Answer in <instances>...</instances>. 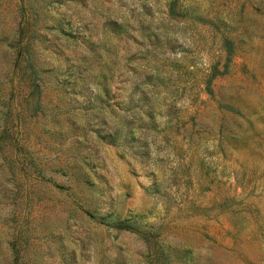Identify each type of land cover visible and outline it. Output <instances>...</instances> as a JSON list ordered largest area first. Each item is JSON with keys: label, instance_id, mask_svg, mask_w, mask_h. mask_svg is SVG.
I'll use <instances>...</instances> for the list:
<instances>
[{"label": "rangeland", "instance_id": "374dc122", "mask_svg": "<svg viewBox=\"0 0 264 264\" xmlns=\"http://www.w3.org/2000/svg\"><path fill=\"white\" fill-rule=\"evenodd\" d=\"M0 264H264V0H0Z\"/></svg>", "mask_w": 264, "mask_h": 264}, {"label": "trees", "instance_id": "16d2710c", "mask_svg": "<svg viewBox=\"0 0 264 264\" xmlns=\"http://www.w3.org/2000/svg\"><path fill=\"white\" fill-rule=\"evenodd\" d=\"M118 225H119L120 227H124V226H122L123 224H121V223H120V224H118Z\"/></svg>", "mask_w": 264, "mask_h": 264}]
</instances>
